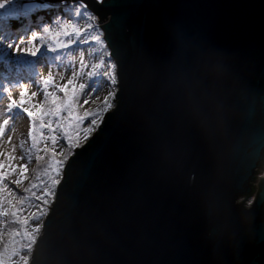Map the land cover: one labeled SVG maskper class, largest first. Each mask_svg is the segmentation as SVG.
I'll list each match as a JSON object with an SVG mask.
<instances>
[{"label":"water","instance_id":"1","mask_svg":"<svg viewBox=\"0 0 264 264\" xmlns=\"http://www.w3.org/2000/svg\"><path fill=\"white\" fill-rule=\"evenodd\" d=\"M110 4L125 90L71 170L78 200L55 206L43 264H264V0Z\"/></svg>","mask_w":264,"mask_h":264},{"label":"snow or ice","instance_id":"2","mask_svg":"<svg viewBox=\"0 0 264 264\" xmlns=\"http://www.w3.org/2000/svg\"><path fill=\"white\" fill-rule=\"evenodd\" d=\"M35 7L32 0H0V65L7 68L0 73V94L6 100L0 105V264H43L55 248L58 242L50 232L55 206L61 199L78 200L76 189L65 191L71 170L94 148L104 117L119 111L125 90L124 66L105 13L110 0H54L59 15L48 24L56 27L43 26L26 38L27 32L13 30L11 22L27 19ZM71 46L79 56L70 74L37 71L43 47L57 53ZM21 72L27 73L26 82ZM98 80L105 85L102 98ZM90 104L97 106L86 107ZM18 113L26 116L28 127L17 143L10 133L16 132ZM217 119L223 123L224 114ZM33 159L44 163L40 175H30ZM245 203L251 215L256 201ZM71 217L69 209L64 236L76 244ZM241 246L238 241V253Z\"/></svg>","mask_w":264,"mask_h":264},{"label":"rangeland","instance_id":"3","mask_svg":"<svg viewBox=\"0 0 264 264\" xmlns=\"http://www.w3.org/2000/svg\"><path fill=\"white\" fill-rule=\"evenodd\" d=\"M35 8L43 9L44 7H40L39 5H36ZM50 27L55 28L56 25L52 24V25H50ZM35 31H40V30L35 29ZM30 35H31V33L27 34L26 38L30 37ZM93 47H94V45H93ZM57 56H59V59L56 58ZM78 56H79V50L76 48V46H71L68 49L60 50L57 53L49 52L46 47H43L41 49V54L38 55V59H39L40 63L36 65V69H37V71H42L44 73H47L49 71V69H51V71L53 73L70 74L71 68L74 66V64H78V59H77ZM27 59L35 60L37 58L27 57ZM89 59H92V58L89 57ZM6 72H7V68L4 67L3 65H0V73H6ZM26 75H27L26 72H21L22 82H26L25 80H23V77H25ZM57 79H58V77H57ZM95 86L100 89V91L98 92V95L102 98L105 94V85L103 83V80H98L96 82ZM13 94L15 95L16 93L14 92ZM5 103H6V100L4 99L3 95L0 94V105H3ZM96 106H97V104H90L86 107H93L94 108ZM14 127L16 128V132L10 133V134L13 135L14 142L18 143V137H20L21 133H26L27 127H28L27 118L23 113H18L15 115ZM45 134H47V132H45ZM42 144H43V142H42ZM39 166H41V167L37 168L36 162L33 159V161L30 164V169H34V171L30 172L31 176H37V175H40L42 173V169L44 167L43 161L41 162V164H39ZM262 172L264 175V171H262ZM262 172L259 174L262 175ZM250 199H252V198H250Z\"/></svg>","mask_w":264,"mask_h":264},{"label":"trees","instance_id":"4","mask_svg":"<svg viewBox=\"0 0 264 264\" xmlns=\"http://www.w3.org/2000/svg\"><path fill=\"white\" fill-rule=\"evenodd\" d=\"M56 15H59V13L55 8L52 7H48L45 9L34 8L27 19H22L20 21L13 20L11 22L12 28L13 30L20 29L21 33L27 32V34H30L31 31H35V29H39L41 31L43 26H50L48 24L49 18ZM36 166L37 168L41 167L37 163Z\"/></svg>","mask_w":264,"mask_h":264},{"label":"built area","instance_id":"5","mask_svg":"<svg viewBox=\"0 0 264 264\" xmlns=\"http://www.w3.org/2000/svg\"><path fill=\"white\" fill-rule=\"evenodd\" d=\"M32 1H35V0H32ZM38 1H40V2H42V3H40V2H35L34 4L35 5H39L40 7H46V8H48V7H52V4L54 3V2H50V1H44V0H38ZM52 8H54V7H52ZM262 175H263V172H262ZM261 175L260 174H258V178L260 177ZM253 199V198H252Z\"/></svg>","mask_w":264,"mask_h":264}]
</instances>
